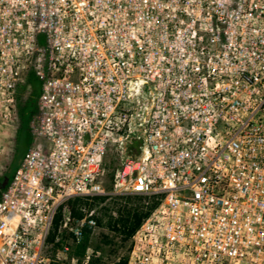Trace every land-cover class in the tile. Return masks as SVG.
<instances>
[{
	"label": "built area",
	"instance_id": "1",
	"mask_svg": "<svg viewBox=\"0 0 264 264\" xmlns=\"http://www.w3.org/2000/svg\"><path fill=\"white\" fill-rule=\"evenodd\" d=\"M29 75L0 264H50L59 209L99 196L156 204L126 264H264V0H0V130ZM82 212L63 252L95 227Z\"/></svg>",
	"mask_w": 264,
	"mask_h": 264
},
{
	"label": "rangeland",
	"instance_id": "2",
	"mask_svg": "<svg viewBox=\"0 0 264 264\" xmlns=\"http://www.w3.org/2000/svg\"><path fill=\"white\" fill-rule=\"evenodd\" d=\"M25 77L16 92L15 110L7 127L0 130V178L7 172L9 168L15 167L28 150V147L33 143L34 139L30 132V123L36 115V102L33 105L34 113L32 114L26 131L30 135V140L22 153H18L19 131L21 128L20 115L23 108L27 105L32 97L31 85ZM145 98V94L141 95ZM138 123H142L138 121ZM137 134L143 135V126L136 130ZM112 154L113 151H110ZM13 173H11L12 176ZM11 178V177H10ZM9 178V180H10ZM9 182V181H8ZM103 197V196H100ZM103 201H82L79 205L80 211L87 213L92 212L95 220V227L86 231L83 238L78 244L71 245L68 252H63V246L70 241V235L63 228V221L66 218V208L61 211V222L57 228L52 242H49L45 252V256L49 258L50 264H113L120 258L127 255L131 239L123 240V236L115 230L108 228L107 219L103 217V209L109 208L113 216L116 217V211L125 204L124 197L107 198ZM140 203L137 199H132L129 206H137ZM71 216V215H70ZM72 217V216H71ZM74 218V217H73ZM102 219L101 225H97L96 219ZM55 245H58L56 247Z\"/></svg>",
	"mask_w": 264,
	"mask_h": 264
},
{
	"label": "trees",
	"instance_id": "3",
	"mask_svg": "<svg viewBox=\"0 0 264 264\" xmlns=\"http://www.w3.org/2000/svg\"><path fill=\"white\" fill-rule=\"evenodd\" d=\"M27 82L31 85L32 88V97L28 101L27 105L23 108L20 115L21 128L19 131V142H18V153H22L25 150L28 141L30 140V135L26 131L27 124L34 113L33 105L40 94V84L34 78V76L29 75ZM141 148V134L133 133L130 138L124 143L122 147V158L123 160H129L135 158L140 153ZM10 172L5 173L0 178V192L8 184L11 173L14 172L15 167L9 168ZM125 204L121 206L116 211V217L113 216L112 211L109 208L103 209V217L107 219L106 224L108 228L115 230L118 234L123 236V240L131 239L135 231L141 226L143 221L150 215L152 210L155 208V203L145 204V200L141 197H124ZM104 197H94L93 201H103ZM132 199H137L140 203L137 206H129ZM82 199L75 198L66 203L64 207H61L57 214L54 217L52 228L49 235V242H52L54 235L57 231V228L61 222V211L66 208V212L74 218H80L82 213L80 211L79 205L82 202ZM97 225H101L102 219H96ZM58 247V245H55ZM127 257L120 258L118 261L113 264H126Z\"/></svg>",
	"mask_w": 264,
	"mask_h": 264
}]
</instances>
